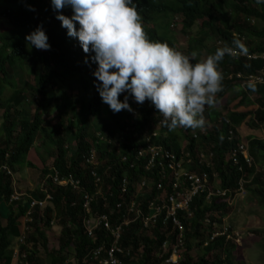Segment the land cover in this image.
<instances>
[{"label":"trees","instance_id":"trees-1","mask_svg":"<svg viewBox=\"0 0 264 264\" xmlns=\"http://www.w3.org/2000/svg\"><path fill=\"white\" fill-rule=\"evenodd\" d=\"M134 3L150 40L166 42L174 48L173 41L161 33L155 17L181 14L186 32L199 21L200 30H209L208 35L210 33L214 39L232 45L235 41L233 33L245 34L249 42L239 49L247 53H264V4L256 0H134ZM29 5L34 11L28 10ZM61 11L64 15H71L70 8ZM0 22L7 26H3L4 31L0 29V101L5 91L10 92L0 126V166L34 168L41 176L40 189L32 197L26 195L11 200L14 193L18 194L13 188V177L5 171L0 172V217L6 221L5 226L0 224V264H12L11 240L16 238L21 242L24 240L27 246V249L22 246L16 253L22 264H38V246L44 249L50 264H66L70 250L75 263L82 264L91 251L102 245L109 246L111 235L102 226L94 231L93 237H89L83 228L86 217L84 192L60 187L52 183V177L55 172L60 176L73 174L81 180L85 192L90 193L94 188L92 172H97L104 183L106 202L113 205L115 199L120 198L119 182L124 173L129 172V176L135 173L134 169H129V164L121 162V155L145 148L147 138L163 148L173 145L179 153L181 150L191 152L196 163L195 171L216 174L221 187L232 194L238 189L239 179L251 180L256 186L252 191L258 193L257 202L264 208V184L261 182L264 170H257V164L264 160V141L246 137L253 165L248 167L240 159L241 171L233 167L229 158L231 149L239 140L228 141L229 132L234 137H241L239 130L243 129L242 126L258 128L264 123V85L239 88L235 98H238L237 104L235 99L233 104L227 103L225 114L214 108L225 100L229 88L240 86L239 80L230 81L225 77L228 70L231 68L244 75L255 73L261 67L260 60L244 63L223 55L217 65L222 75L221 90L214 105L203 111L211 122L220 120L221 128L216 126L207 135L197 133L194 138L192 128H158L162 116L147 100L137 104L130 97L133 112L121 110L113 113L105 106L94 87L95 78L91 73L95 66L87 68L78 64L77 50L65 41L66 29L55 19L50 0H0ZM37 25L42 26L51 45L46 52L30 47L25 40V35ZM203 41L202 38L198 42ZM14 73L18 74L19 80L12 77ZM61 96L73 98L71 102L57 105L61 109L69 108L70 116L58 112L57 122L48 125L44 114L50 104L46 105L45 101L59 103ZM79 97H82L81 102ZM29 108L34 111L33 116L24 113ZM153 112L158 113L156 117ZM104 113L107 122L96 128L92 118L97 121ZM157 128L158 134L152 137ZM201 128L206 131L205 124ZM37 137L46 150L49 163L38 159L35 164L33 159L27 158ZM181 142L185 143L183 148ZM72 147L75 150H71ZM198 149L215 153L210 168L198 164L194 154ZM90 152H95L97 158L86 163L83 156ZM46 194L51 199L43 208H31L32 199L43 200ZM227 201L228 196L207 203L201 196L191 205L194 216L186 220L185 212L178 213L183 237L179 249L181 258L176 264H232L235 243L220 233ZM92 209L97 212L95 203ZM112 213L111 223L116 225L123 212ZM54 223L58 227L59 248L48 251L47 235L51 234ZM177 231L170 225L163 226L161 221L147 230H141L138 225L124 227L119 245L129 248L131 257L122 258V264H171L167 260L177 242ZM214 234L218 235L212 237Z\"/></svg>","mask_w":264,"mask_h":264},{"label":"clouds","instance_id":"clouds-1","mask_svg":"<svg viewBox=\"0 0 264 264\" xmlns=\"http://www.w3.org/2000/svg\"><path fill=\"white\" fill-rule=\"evenodd\" d=\"M256 2L264 4V0H256ZM50 6L55 13V19L66 29L67 38H65V41L77 50L78 64L87 68L95 66L91 73L95 78V90L101 102L106 104L113 113L121 110L133 112L134 110L129 104L130 97L137 104H143L147 100L162 116L158 128L163 126L169 130H174L177 127L192 128L191 135L196 138L197 134H193V132L207 135L209 131H213L214 127L219 125L218 128H221L220 120L216 123L211 122L209 117L206 116L204 118L203 111L205 105H214L215 98L221 90L222 75L217 65L223 55H227L233 60H242L244 63L252 60H260L262 62L261 67L255 73L248 75L234 72L230 68L225 77L230 81H240V86L233 88L239 90V88L246 89V87L264 85V53H247L240 50L239 46L247 45L246 43L249 42L245 34L233 33L232 37L235 41L232 45H227L222 39L215 38L214 46L207 47L206 43L214 38L210 36V33L208 36L204 35V33L209 32L208 30H199L198 38L192 39L187 46V53L191 54L190 56L181 52L175 45V42L186 44L188 32L191 30L184 31L181 14L155 17L159 22L160 31L165 29L161 33L173 41V48L166 42L153 41L148 38L143 29L141 17L136 10L134 0H50ZM27 7L28 10L34 11L31 5ZM66 7L71 9L70 16L64 15L61 11ZM165 20H167V23L163 25ZM195 25L200 29L199 21L193 26ZM1 28L3 29V27ZM169 30L180 31V35L173 38L168 33ZM202 38L204 41L202 43L198 42ZM25 40L30 47H34L41 52H46V50L51 48L48 43V37L40 25H37L35 29L27 33ZM204 50L208 51L207 57L199 59L197 56ZM258 78H261V81H258ZM233 88H229L228 91ZM121 94H123V97ZM70 97L71 99H65V101L59 103L58 101L52 103V101L46 100V105L48 103L50 107L44 114V120L47 121L46 116L53 114L57 122L58 112H64L70 116L71 111L69 108L61 109L57 107L63 102L72 101L73 98L72 96ZM157 112H153V117L157 116ZM205 122L211 123L212 129H208V126H206V131L203 129L200 131ZM158 128L152 133V137L158 134ZM196 128H199V132L195 131ZM229 134L230 138L228 141L238 138L237 136L234 137L232 132H229ZM135 139L140 141L138 138ZM238 140L235 147L231 149L229 158L233 162V167L241 171L239 160L241 159L248 167H251L253 158L249 153L247 143L240 142L239 138ZM144 141L146 144L149 141L151 145L161 147L152 144L150 138ZM115 145L120 152L119 146ZM181 146L183 148L185 143L181 142ZM242 146L244 147L243 149L241 148ZM163 149L174 153L177 159L182 161L184 171L199 176L205 174L208 177L210 186L214 185L225 192V197L216 196L207 200L205 195H200L195 197V199L202 196L209 203L214 199L217 200L228 196L227 208H232L235 200L244 193L246 181L243 179H239L238 189L232 194L229 190L221 187L220 179L216 174H198L195 171L196 163L192 158L191 152L181 150V153H179L173 145ZM71 150H75V148L72 147ZM194 154L198 164H202L206 168H210L213 159H215V153L211 151L198 149ZM93 155L96 160L97 154L90 152L83 156L84 161L86 162ZM246 158L250 160L249 164ZM120 159L121 162L126 163L122 161V157ZM10 170L12 175V169ZM133 172L135 173L130 176L129 172L124 173L123 178L119 182V193L121 182L126 179L128 181V198L133 194L140 193V196L136 199V202L140 204L143 196L148 192L149 184L147 183H151L157 178L155 173H147L140 166L135 167ZM93 173L99 178L98 184L104 192L102 178L97 172ZM74 177L77 178L76 176ZM92 178L94 188L90 194L95 189V178L93 176ZM81 187L83 189L82 192H85L86 189H84L83 184ZM154 191H156V188H154ZM109 195L112 197V193ZM104 197L106 201L105 192ZM115 200L117 202L120 198ZM192 215L194 216L193 211ZM223 218L221 219L220 229L222 230L220 233L226 235L227 240H232L230 237L231 232H227L228 226L222 224ZM216 235L218 234H214L212 237Z\"/></svg>","mask_w":264,"mask_h":264},{"label":"built area","instance_id":"built-area-1","mask_svg":"<svg viewBox=\"0 0 264 264\" xmlns=\"http://www.w3.org/2000/svg\"><path fill=\"white\" fill-rule=\"evenodd\" d=\"M264 58V57H263ZM261 81V78L257 79ZM244 148L243 146L241 147ZM134 153L122 156V161L129 164V169L140 166L147 173H155L156 180L149 184L148 192L143 196L140 204L136 202L139 194H133L128 198L126 179L120 185V200L114 205H109L105 201L104 192L99 186V178L92 172L95 178V189L92 194L84 192L83 209L85 218L83 228L89 237H93L94 231L102 226L111 235L109 246L102 245L91 251L82 264H122V258H130L131 250L119 245L124 227L138 225L141 230H147L151 225H156L161 221L162 225H170L173 229L179 230L177 242L168 258L167 262L175 264L179 259V249L182 246V221L178 218V213L185 212V219L191 218V205L195 197L205 195L207 200L216 196L225 197V192L214 185H209L208 177L184 171L182 161L178 160L174 153L155 147L147 141L146 147L137 149ZM131 158V159H130ZM95 160L91 156L86 163ZM247 163L250 160L246 158ZM5 171L11 175V170L6 166H0V172ZM52 183L60 187H69L73 190L83 191L81 182L73 175L60 176L55 172ZM156 188V191H154ZM18 194L14 193L11 200H18ZM51 199L49 194L43 200L32 199L31 208H43L47 201ZM103 200V202H101ZM92 203L96 204L97 212L92 209ZM123 209V210H122ZM112 211H122L121 218H117L116 225H112ZM166 242L163 244L165 247Z\"/></svg>","mask_w":264,"mask_h":264},{"label":"rangeland","instance_id":"rangeland-1","mask_svg":"<svg viewBox=\"0 0 264 264\" xmlns=\"http://www.w3.org/2000/svg\"><path fill=\"white\" fill-rule=\"evenodd\" d=\"M226 12H224V15ZM167 23V20L163 22V25ZM7 27L5 23L0 22V29L4 31L1 27ZM165 29H162L161 31H164ZM199 27L197 25L193 26L191 30L188 32L189 35L187 36V42L186 44H179L175 42L176 47L183 53L190 55L187 53V46L189 45L190 41L192 39H196L199 36ZM209 31V30H208ZM180 32V31H179ZM177 31H170L169 34L175 38L176 36L180 35V33ZM205 36H208V33H204ZM216 39L209 40L206 45L207 47L214 46ZM207 52L204 50L201 54H199L197 57L199 59H203L204 57H207ZM14 79L19 80L18 74L14 73L12 76ZM10 92L5 91L4 94L1 96L0 101V126L2 123V114L5 110V107L7 105V98L9 96ZM238 95V90L236 88L230 89L228 91V94L225 98V100L221 101L217 104V106H214V108L220 112L221 114H225L228 110V104L232 103ZM123 97V94H121ZM67 96H61L59 97V101L62 102L65 100ZM252 100H254V97H251ZM230 100V101H229ZM236 100V101H235ZM234 100V103L237 104L238 98ZM79 101H82V97H79ZM71 102V101H68ZM233 104V103H232ZM66 105H61V107H65ZM106 106V104H105ZM207 105H205L204 110L206 109ZM29 110L30 112H28ZM24 113L28 116H33V110L31 108L27 109ZM105 113L102 114L101 119H98L96 121L95 118H92L94 122V125L96 128H99L102 124H105L106 118ZM204 118L206 117V114H203ZM46 120L48 121V125L54 124L56 121L54 119L53 114L46 116ZM208 122H205L207 124ZM211 123H208L206 126H208V129L211 128ZM220 124V123H219ZM219 126V125H218ZM242 130H239L240 136H237L240 139V142H246V137H255L259 138L262 141H264V123L261 124L258 128H246L245 126H242ZM195 131L199 132V128H196ZM200 131H202V128H200ZM193 134H197V132H193ZM177 135V134H176ZM43 142V141H42ZM28 159H33V163L36 164L38 159L45 160L46 163L50 162V159L47 157L46 150L43 148V145H41L40 140L37 139L34 141L33 147L30 149V152L28 154ZM50 166V165H49ZM257 170L258 172H262L264 170V160L257 164ZM12 177L14 180L13 188L15 189V192L18 193L19 198H23V196L30 195L32 197V194L35 193L40 189V180L41 176L37 169L34 168H28V167H15L12 169ZM261 182L264 184V172L263 176L261 178ZM249 188V189H246ZM256 186L251 183V180H249L248 183L245 182L244 184V193L240 195L239 198H237L234 202L233 207L227 208V213L225 214V217L222 220V224L225 226H228V231L231 232L230 237L235 243V247L232 252V264H264V208H262L258 202H257V194L252 191L254 190ZM0 224L5 226L6 221L3 217H0ZM52 232L47 235V250L53 251L57 250L59 248V234H58V227L54 223L52 225ZM12 246L10 251L12 252L13 261L12 264H22L21 262H18L16 253L20 251V248L23 246L25 249H27L26 244H24V240L21 242L19 238L11 240ZM179 255L181 256V253L179 252ZM38 264H50V260L48 256L46 255L43 248L38 246ZM66 264H76L72 251L70 250V257L68 258Z\"/></svg>","mask_w":264,"mask_h":264}]
</instances>
